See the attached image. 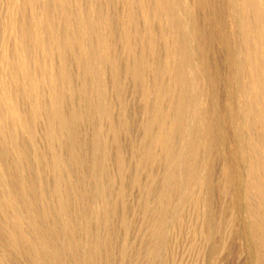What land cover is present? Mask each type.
Segmentation results:
<instances>
[{"label": "rangeland", "instance_id": "rangeland-1", "mask_svg": "<svg viewBox=\"0 0 264 264\" xmlns=\"http://www.w3.org/2000/svg\"><path fill=\"white\" fill-rule=\"evenodd\" d=\"M0 264H264V0H0Z\"/></svg>", "mask_w": 264, "mask_h": 264}, {"label": "bare ground", "instance_id": "bare-ground-1", "mask_svg": "<svg viewBox=\"0 0 264 264\" xmlns=\"http://www.w3.org/2000/svg\"><path fill=\"white\" fill-rule=\"evenodd\" d=\"M251 9V8H250ZM20 16V15H19ZM260 20V19H259ZM72 21V20H71ZM27 25V24H26ZM263 29V28H262ZM263 37V36H262ZM112 43V42H111ZM10 55V54H9ZM57 56V55H56ZM57 75V74H56ZM146 76V75H145ZM47 101V100H46ZM42 112V111H41ZM69 122V121H68ZM78 122V121H77ZM46 124V123H45ZM30 129V128H29ZM56 132V131H55ZM57 133V132H56ZM119 139V138H118ZM39 143V142H38ZM20 144V143H19ZM35 146V145H34ZM4 148V147H3ZM28 148V147H27ZM23 150V149H22ZM30 150V149H29ZM27 151V150H26ZM31 154V153H30ZM32 155V154H31ZM27 158V157H26ZM32 158V156H31ZM40 159V158H39ZM199 167V166H198ZM126 168V167H125ZM112 177V176H111ZM117 178V177H116ZM63 187V186H62ZM68 189V188H67ZM107 190V189H106ZM29 193V192H28ZM64 193V192H63ZM110 194V193H109ZM36 195V194H34ZM107 196V195H106ZM69 200V199H68ZM35 205V204H34ZM69 212V211H68ZM84 217V216H83ZM80 226V225H79ZM84 227V226H83ZM78 231V230H77ZM45 236V235H44ZM94 242V241H93ZM76 254V253H75ZM98 256V255H97ZM103 256V255H102ZM71 261V260H70Z\"/></svg>", "mask_w": 264, "mask_h": 264}]
</instances>
